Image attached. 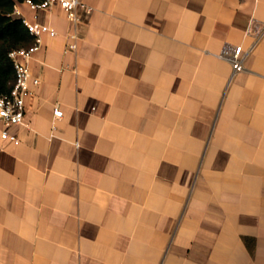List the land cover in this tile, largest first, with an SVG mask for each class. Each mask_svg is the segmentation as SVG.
Segmentation results:
<instances>
[{
    "label": "crops",
    "instance_id": "crops-1",
    "mask_svg": "<svg viewBox=\"0 0 264 264\" xmlns=\"http://www.w3.org/2000/svg\"><path fill=\"white\" fill-rule=\"evenodd\" d=\"M83 1L67 53L58 5L11 14L57 35L0 139V264H264V0Z\"/></svg>",
    "mask_w": 264,
    "mask_h": 264
},
{
    "label": "built area",
    "instance_id": "built-area-1",
    "mask_svg": "<svg viewBox=\"0 0 264 264\" xmlns=\"http://www.w3.org/2000/svg\"><path fill=\"white\" fill-rule=\"evenodd\" d=\"M24 1L33 11L58 5L66 14L71 25L65 34L66 46L64 52L76 50L79 27L83 17L92 12V8L89 5L83 0H41L37 3L31 0ZM18 19L26 26L32 36V42L28 46L11 49L8 52L13 65L14 77L10 90L7 93L0 92V124L3 125V129L0 131V139L14 145H17L19 140L15 134L9 132V127L23 122L25 96L31 94L32 87L39 84V79L32 75L28 62L32 55L41 48L43 36L54 37L57 35L56 30L52 26L39 22L36 15H34L33 20L23 17ZM245 56L246 54L243 52L241 45L229 43L224 44L218 53V57L230 63L233 73L243 70ZM53 113L55 117L62 115V111L58 107L54 108Z\"/></svg>",
    "mask_w": 264,
    "mask_h": 264
},
{
    "label": "trees",
    "instance_id": "trees-1",
    "mask_svg": "<svg viewBox=\"0 0 264 264\" xmlns=\"http://www.w3.org/2000/svg\"><path fill=\"white\" fill-rule=\"evenodd\" d=\"M24 0H0V92L7 93L10 90L14 77L12 61L8 56L11 49L28 46L32 42L26 26L18 18L11 16L16 2ZM39 2L41 0H31ZM253 239L243 237L245 244ZM251 248V247H250Z\"/></svg>",
    "mask_w": 264,
    "mask_h": 264
},
{
    "label": "rangeland",
    "instance_id": "rangeland-1",
    "mask_svg": "<svg viewBox=\"0 0 264 264\" xmlns=\"http://www.w3.org/2000/svg\"><path fill=\"white\" fill-rule=\"evenodd\" d=\"M252 243L251 242H249V245H251Z\"/></svg>",
    "mask_w": 264,
    "mask_h": 264
}]
</instances>
